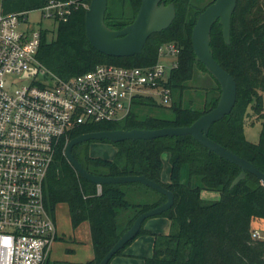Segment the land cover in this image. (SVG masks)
<instances>
[{
    "label": "trees",
    "instance_id": "16d2710c",
    "mask_svg": "<svg viewBox=\"0 0 264 264\" xmlns=\"http://www.w3.org/2000/svg\"><path fill=\"white\" fill-rule=\"evenodd\" d=\"M49 1L1 0L0 6L4 13L28 12ZM74 1L67 19H56L54 35L47 29L40 30L36 58L49 74L68 79L103 64L148 67L157 61L159 47L167 42L175 43L180 53L177 67L171 70L165 84L171 92L168 106L150 97L137 98L125 119L82 126L71 133L69 140L98 131L184 127L216 106L220 86L210 74L215 85L195 91L198 101L187 97L195 70L207 72L195 60L192 28L198 15L215 0H163L175 7L173 21L166 29L151 34L140 53L128 57L108 56L91 46L84 21L89 0ZM140 3L141 0H107L106 26L119 30L130 24ZM210 49L215 61L235 80L236 99L230 113L210 126L208 137L264 173V0H236L229 43H225L222 27L215 22L210 31ZM249 107L260 119L257 143L249 142L243 132ZM91 142L94 141L75 144L71 149L88 173L103 177L142 175L173 195L171 207L157 215L169 220L168 233L145 230L147 219L137 233L153 236L152 254L143 259V264H264V239L251 237L252 220H264V185L254 175L246 172L231 187L241 169L208 151L190 135L116 143L101 140L115 148L110 159L90 156ZM65 145L62 141L57 147L46 176V207L54 216L56 206L65 204L72 229L88 223L93 258L84 263L48 258L46 264H98L139 214L163 204L166 197L137 182L96 186L76 173L64 156ZM163 153L169 155L166 183L161 180ZM202 190L215 191L220 197L203 200ZM123 248L113 257L122 255Z\"/></svg>",
    "mask_w": 264,
    "mask_h": 264
},
{
    "label": "built area",
    "instance_id": "2783aa9c",
    "mask_svg": "<svg viewBox=\"0 0 264 264\" xmlns=\"http://www.w3.org/2000/svg\"><path fill=\"white\" fill-rule=\"evenodd\" d=\"M73 5L50 0L36 10L65 21ZM28 12L4 13L0 6V264H46L58 237L44 191L57 147L82 126L125 119L137 98L169 105L165 84L180 53L167 42L151 66L103 64L60 79L37 61L42 28L27 27ZM30 69L36 72L26 74ZM25 78L33 80L16 84ZM251 237L264 239L253 223Z\"/></svg>",
    "mask_w": 264,
    "mask_h": 264
},
{
    "label": "water",
    "instance_id": "95a60500",
    "mask_svg": "<svg viewBox=\"0 0 264 264\" xmlns=\"http://www.w3.org/2000/svg\"><path fill=\"white\" fill-rule=\"evenodd\" d=\"M160 2L161 0H141L134 20L125 27L115 30L107 27L104 22L107 0H89L84 19L85 33L89 43L94 49L108 56L128 57L140 53L147 38L155 32L166 29L175 17L173 3L163 5ZM235 5L236 0H215L198 15L192 28L191 43L195 60L204 65L207 72L220 86V96L214 108L184 127L90 132L69 140L65 145L64 156L76 173L96 186L137 182L166 197L163 204L139 214L133 224L119 237L98 264H108L115 253L137 235L145 219L157 216L169 209L173 203V195L162 185L142 175L103 177L88 173L71 153V149L75 144L90 140H107L116 143L128 139H154L164 136L190 135L208 151L241 169L239 175L232 181L231 187L243 179L246 172L254 175L264 185L263 172L259 171L251 162L234 154L208 137L210 126L230 113L236 99L235 80L215 61L210 49V31L215 22H218L222 27V37L225 43H229L230 20ZM29 72L35 73L36 70L30 69L26 74ZM38 72L43 74L44 71L39 70Z\"/></svg>",
    "mask_w": 264,
    "mask_h": 264
},
{
    "label": "rangeland",
    "instance_id": "374dc122",
    "mask_svg": "<svg viewBox=\"0 0 264 264\" xmlns=\"http://www.w3.org/2000/svg\"><path fill=\"white\" fill-rule=\"evenodd\" d=\"M205 1V0H204ZM206 0L205 2H207ZM163 5H168L161 0ZM159 3V4H160ZM27 27L32 29H47L52 35L55 34L56 24L52 19H47L39 10H33L27 14ZM24 28V27H22ZM50 33L47 35L49 38ZM166 63L170 62L168 59H162ZM167 65V64H166ZM208 72L202 71L200 69L195 70V76L192 82H190L191 92L189 96L196 101H198L197 92L201 88L207 86H214L215 83L213 79L208 75ZM43 77L37 75L34 77L35 80H41ZM33 78H25L17 81V85L29 84ZM263 97V108H264V94ZM168 106V105H167ZM260 119L258 116L250 109H247V114L245 116V124L243 132L245 138L252 143H257L260 133ZM89 154L92 157H100L104 159H110L114 155L115 148L110 143L94 141L89 144ZM168 153H163V169H162V179H169V162H168ZM201 198L207 201H213L219 199V193L215 191L202 190ZM55 220L57 226V233L59 239H57L53 245L49 255L51 261H67L74 263H84L93 258L91 243H90V233L89 225L87 222L82 223L75 229L71 228L68 216V209L65 204L56 206L55 209ZM159 220V222H158ZM252 226V222H251ZM255 226V225H254ZM144 228L148 231L157 232L158 234L168 233L169 231V221L167 218L162 216H153L145 220ZM57 237V238H58ZM153 245V236L149 233L137 234L124 248V255H119L122 259L123 264H143V259L151 256ZM68 250H72L71 253H68ZM125 252H130V255L127 256ZM118 256L113 257L108 264H111L116 261ZM122 261L120 260L121 264Z\"/></svg>",
    "mask_w": 264,
    "mask_h": 264
},
{
    "label": "crops",
    "instance_id": "0c3cea01",
    "mask_svg": "<svg viewBox=\"0 0 264 264\" xmlns=\"http://www.w3.org/2000/svg\"><path fill=\"white\" fill-rule=\"evenodd\" d=\"M169 177V176H168ZM161 180L163 181V182H168L169 181V179L166 181V180H163L162 179V172H161ZM202 192V191H201ZM201 192H200V194H201ZM200 197H201V195H200ZM169 221V220H168ZM158 222H159V220H158ZM252 223L257 227V228H259L260 230H261V232L264 234V220L263 219H254V220H252ZM145 230H146V228H144ZM152 232V231H151ZM154 233H157V232H154ZM164 234H167L166 232H164ZM152 253V252H151ZM125 254L127 255V256H132V255H130V252H125ZM123 255H124V253H123ZM122 255V256H123ZM120 260L122 261V259L118 256L117 257V259H116V261L115 262H113V263H111V264H121V262H120ZM122 264H123V261H122Z\"/></svg>",
    "mask_w": 264,
    "mask_h": 264
}]
</instances>
